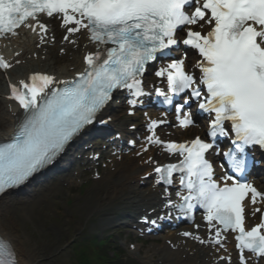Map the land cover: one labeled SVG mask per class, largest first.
<instances>
[{"label":"snow or ice","instance_id":"6c2138e0","mask_svg":"<svg viewBox=\"0 0 264 264\" xmlns=\"http://www.w3.org/2000/svg\"><path fill=\"white\" fill-rule=\"evenodd\" d=\"M42 15L59 16L69 35L86 31L96 51L84 57L86 67L73 80L57 82L51 75L33 73L27 82L11 85L9 99L23 109V117L11 140L0 144V196L52 164L75 136L96 122L114 92L127 90L132 97L128 104L135 108L147 95L142 80L148 65L171 58L183 44L198 53L194 67L199 76L185 70L184 59L172 58L155 73L167 82V93L157 88L156 95L169 106L174 98L189 106L196 101L213 116L207 133L211 142L200 137L166 142L155 131L163 121H150L147 143L180 157L178 163L155 168L157 183L165 186H172L179 175L180 203L169 199L165 206L169 216L174 210L188 219L203 209L212 233L208 242L227 251L226 234L234 233L239 264H264V192L245 179V150H264V0H0V38L18 35L21 27L46 32ZM10 67L0 57V69ZM176 113L180 127L193 125L191 112L178 106ZM230 133L235 151L225 156L235 176L224 175L219 182L207 154L218 137ZM258 213L255 226L246 227V218ZM181 235L206 242L191 232ZM222 259L232 264L231 257ZM0 264H18L13 246L2 238Z\"/></svg>","mask_w":264,"mask_h":264},{"label":"bare ground","instance_id":"6f19581e","mask_svg":"<svg viewBox=\"0 0 264 264\" xmlns=\"http://www.w3.org/2000/svg\"><path fill=\"white\" fill-rule=\"evenodd\" d=\"M11 48L14 51H20L21 55L16 58V60H22L24 61V64L15 67V69H12L7 75L12 81H16L18 79L23 78L28 73L31 72H47L51 74L58 75L61 78H67L71 77L73 75V72H70L69 67H73L76 70L81 69V55L78 56L77 53L74 54V59L71 61L66 62L64 65H62L60 68H55L52 66V51L48 53L46 58L43 60L42 53H40L38 50L34 48V42L33 38L30 37L27 34H24L20 39L13 41L10 44ZM89 48V47H88ZM13 52L9 51V48H7L6 53L8 55V58L12 57ZM34 54L37 55V58L34 57ZM6 77H4L2 74H0V138H5L9 134H11V131L15 125V110H9L7 106V102L5 101V81ZM111 127L115 130V134L118 133V131L122 130L123 125L120 124L118 121H115L111 124ZM113 134V135H115ZM140 163L135 160H127L125 159L124 162L117 164L116 171L114 174H107L104 177V181L106 183V188L104 191V197L102 198H96L98 203L91 209L90 212L94 211L95 209L98 210L102 206L109 205L112 199L120 198V194H124L126 192L133 194V203L136 206V209L142 210L143 208H146L147 206H150L148 203L154 204L153 200L155 198V195L151 192L145 193L146 195H141L138 192H141L138 187V181L140 175L145 172L146 168L143 165H139ZM50 187V185H49ZM99 197V196H98ZM140 199H139V198ZM90 198L84 205L78 207L77 205V211L76 208L73 207L71 209V213H73L76 218L70 219L67 218L63 214L62 223L63 224H70L71 229H77L80 226V218L82 219V213L85 214L90 206V203L94 201V199ZM159 202H156V205ZM151 207V206H150ZM44 210L50 211L51 206L49 203L45 204ZM35 205L31 202H28L24 199H17L14 196H6L3 199L0 200V232L2 233V230L5 232H11L14 231L15 233H21L22 230L18 226L19 219L22 220L24 217H27L28 219L33 220L34 216L36 215ZM80 216H78V215ZM29 233H33L34 229L29 227V224L26 225ZM75 226V227H74ZM5 234V233H4ZM3 234V235H4ZM5 236V235H4ZM9 235H6L5 237L8 238ZM23 235H20L19 238H21L20 241H17L13 239L12 237H9L11 242L13 243L21 264H37L38 259L35 257L34 252L30 249V247H25L26 243L28 242L27 239L22 238ZM177 239H174V242ZM151 250L156 249L153 247ZM195 251V253L191 256L190 252ZM160 252L164 253L165 261L167 264H197L196 261L201 258L202 254H205L206 252L203 249H197L194 246L186 245L181 246V248H178V251H172L169 248L162 247L160 249ZM183 256H185L183 258ZM206 257L209 258L208 253H206ZM56 264H62L61 258L56 259ZM209 264V263H208Z\"/></svg>","mask_w":264,"mask_h":264},{"label":"rangeland","instance_id":"374dc122","mask_svg":"<svg viewBox=\"0 0 264 264\" xmlns=\"http://www.w3.org/2000/svg\"><path fill=\"white\" fill-rule=\"evenodd\" d=\"M86 180H89V178H87ZM90 188L91 186H88L84 194L95 192L93 190L89 191ZM96 195H98V192L92 194L93 197H96ZM41 202L42 201H38L37 204L40 205ZM86 202V200L80 202L79 207L84 205ZM97 202L98 201L96 200V204ZM93 207L94 205L92 206L90 204L87 213L83 215V219H81V229L72 231V233L66 229L63 230L61 228H58L56 224L59 218L57 210H54V212L40 210V219L38 221L33 220L29 224V219L25 218L24 221H19L18 224L22 228L23 233L27 234L24 235L23 238L28 239L30 246L38 250V255L40 257H45L44 261H46V263L49 264L53 262V264H55L54 258L60 257L62 260V264H73L75 262V257L74 253L72 252L71 241L79 238L80 236H89L96 233L102 234V232H100L96 227L97 219H106L113 209L112 207H107L109 208L107 211L103 209L88 212L91 211ZM27 224H29L30 228L35 229L34 235L26 232L25 229H27ZM41 243L45 244V246H40Z\"/></svg>","mask_w":264,"mask_h":264}]
</instances>
